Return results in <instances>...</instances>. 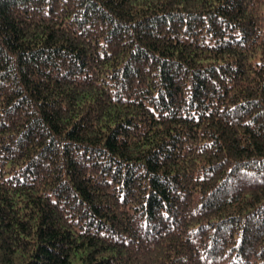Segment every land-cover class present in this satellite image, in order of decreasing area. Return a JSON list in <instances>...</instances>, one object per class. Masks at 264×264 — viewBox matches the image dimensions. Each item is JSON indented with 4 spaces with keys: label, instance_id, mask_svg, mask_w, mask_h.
Wrapping results in <instances>:
<instances>
[{
    "label": "trees",
    "instance_id": "trees-1",
    "mask_svg": "<svg viewBox=\"0 0 264 264\" xmlns=\"http://www.w3.org/2000/svg\"><path fill=\"white\" fill-rule=\"evenodd\" d=\"M0 264H264V0H0Z\"/></svg>",
    "mask_w": 264,
    "mask_h": 264
}]
</instances>
